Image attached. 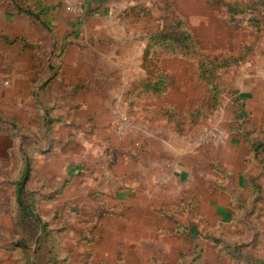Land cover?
<instances>
[{"label": "rangeland", "instance_id": "rangeland-1", "mask_svg": "<svg viewBox=\"0 0 264 264\" xmlns=\"http://www.w3.org/2000/svg\"><path fill=\"white\" fill-rule=\"evenodd\" d=\"M236 2L243 12L233 15ZM177 16L198 54L242 55L245 64L264 52V0H0V264H264V192L256 183L237 187L235 175L226 195L208 187L221 143L199 140L212 127L223 130L216 119L224 102L233 101L228 82L241 63L220 70L221 104L198 121L206 127L200 132L190 112L210 89L198 80L196 54L162 50L164 94L136 85L147 75L143 58L151 34L175 24ZM110 56H120L127 71L115 60L108 65ZM77 61L83 77L74 74ZM149 69L156 79L157 64ZM160 103L177 107L187 131L175 129V143L187 136L189 145V158L182 156L188 173L181 179L168 169L177 152L164 142L167 123L156 126L161 149H142L155 145L142 122ZM25 156L27 186L36 191L35 209L48 231L17 205L15 182ZM157 164L167 168L161 176L153 170ZM256 164L245 173L264 179ZM157 176L172 189L158 194ZM109 182L116 190L133 186L132 200L90 195ZM174 190L189 196L188 210L173 212ZM162 200L164 211L154 212Z\"/></svg>", "mask_w": 264, "mask_h": 264}, {"label": "crops", "instance_id": "crops-1", "mask_svg": "<svg viewBox=\"0 0 264 264\" xmlns=\"http://www.w3.org/2000/svg\"><path fill=\"white\" fill-rule=\"evenodd\" d=\"M13 1H17V0H13ZM99 1L103 2L105 0H99ZM19 7L21 11H25L26 13L31 14V11L29 9L26 10L21 6ZM75 24H77V22L76 23L71 22L72 26H74ZM16 40L17 39H14L10 43H15ZM66 55L67 53L61 55L60 56L61 60L65 59ZM110 57L111 58H105L106 59L105 61H107L106 63L108 65H109V60L111 62L115 60L119 63L118 65L119 70H122V72L127 71L124 65L125 62L121 59L120 56H115L117 58H112V56ZM144 60L145 58H143V63ZM105 65L103 64L102 67ZM74 67L78 71L75 72L74 74H77L79 77H83L86 75L80 73L81 61H77V64L75 63ZM102 70L104 69L102 68ZM109 70L112 71V68L107 67V71ZM102 73L103 72L101 71L99 74L102 75ZM228 84L230 85V91H231L229 98H231L233 101L230 102V100L228 99L227 103L224 102L223 106H221L219 109V113H221V115L216 119L218 124L223 128V131L226 136V140L224 144H221L217 147L218 150L216 151L215 155L219 157V161L216 168H214V166L210 168L213 174L211 175V180L209 182L211 186L208 185V187H213L212 190L216 189L220 192L221 195H226L230 175H235L237 187L239 188L247 187V186L250 187L256 183L257 185L260 186V189L264 192V179L258 178V176L255 175L248 176L246 174L250 170L254 169L255 167L254 161H256L257 163L256 166L258 168L260 166L261 171H264V52L260 50L259 53L255 54V58L253 60L248 62L246 61L245 64L241 63L240 66L236 67L233 70V75L230 81L228 82ZM75 87L79 88V86H75ZM111 108L112 106L109 109ZM156 108L158 111L159 104L156 106ZM230 108L234 110V113H230L229 118H227L225 116V113L227 109ZM164 122L167 123L168 124L167 127H170L171 129V132H169V136H168L169 141H166V139L164 141L168 145L167 149H169L170 152L172 151L177 152V158L168 161V165H169L168 169L169 172L171 173V178L181 179L186 176V173H188V164L185 163V159L182 158V156H187L189 158V145H186V142H188L187 141L188 139L186 140V138L188 137L187 136L184 137L185 140L182 144L180 145L176 144L175 138H177L176 137L177 135L175 134H177V131L175 130L176 128L170 122L165 121L164 119L163 120L157 119L154 116L144 118L142 125L147 127L149 131H152V133L147 134L148 137L153 136V140L158 142L159 146H157L155 142V145H153L151 148L150 147L148 148L149 150L146 149V147L144 148L143 147L144 145L142 146L143 147L142 149L145 152H149V151L156 152L157 150L161 149L160 141L164 139L161 135L156 134L157 133L156 126H158L159 124L161 126V124ZM203 122H198L196 127V132L197 131L200 132L206 128L203 127L204 126ZM171 127H173L174 129ZM201 142L199 143L201 144ZM196 148L197 147L193 146V150H196ZM206 148L207 145L205 146V150L207 152L208 149ZM227 157H229V159H227ZM157 165L158 166H154L153 170L155 173L158 172L161 176V173H163V169H167V168L160 164ZM74 168H76V170H73L74 172L76 171L80 172L81 170L80 166L75 165ZM34 177H35V173L32 170V179ZM167 180L165 178L162 179V177L159 176L154 178V182H155L154 185L155 188L158 190V194L161 193L165 194L168 189H172L171 184L167 183ZM106 182H108L107 177H106ZM132 187L133 186H130V184L126 183V185H124L122 189L116 190L113 187V185L111 186V183L109 182L105 185V189H101L97 187L95 189V192H91L90 195L93 196L97 194L101 196L102 195L106 196L107 194L113 193L115 194V197L118 198V200H120L123 203H128L130 200H132L131 199L132 195H134L133 190H131ZM59 195L60 194L58 193V196ZM55 196H57V194H55ZM172 196L174 200H172L168 204L171 205V207L173 206L172 209L174 213L182 210L184 211L186 208H187L186 210H188L189 205L187 203H189V196L182 193L178 194V191L176 190H174ZM181 198L184 199V201L186 202V204L184 203L185 204L184 209L181 207L179 208L178 206L179 205L178 201L179 199L181 201ZM213 202L214 201L210 202L209 200L208 203L212 204ZM166 204L167 203L165 200L159 201V204L154 203L153 211L154 212L164 211V207ZM165 212L167 213V211Z\"/></svg>", "mask_w": 264, "mask_h": 264}, {"label": "trees", "instance_id": "trees-1", "mask_svg": "<svg viewBox=\"0 0 264 264\" xmlns=\"http://www.w3.org/2000/svg\"><path fill=\"white\" fill-rule=\"evenodd\" d=\"M238 6L233 7V15L243 12L239 7L242 2H236ZM260 4H256L255 7H259ZM239 7V8H238ZM175 24L164 25L162 29L153 32L150 36L151 44L149 45L146 56L144 60V65L147 69L146 77L138 82L137 87H141L142 90L152 92L155 94H164L168 91L169 85H167V74L160 68V55L162 50H166L171 54H183L191 55L196 54L198 56L197 73L198 80L209 85V96L202 99L201 103H197L195 110L190 112L192 118V126L197 125L198 121L205 115L218 109L222 100V86L219 84V72L221 69L230 67L233 64L241 63L246 56H236L230 55L228 57H212L203 54H198L196 41L191 34L190 30L186 28V24L183 18L177 16L173 18ZM156 52V53H155ZM158 66L157 72L158 76L154 78L153 70L149 69V66ZM177 109L173 103H160L158 111L156 108V113L154 117L157 119H164L170 122L176 129H183L181 118L175 110ZM160 110V111H159ZM186 124V120L184 121ZM189 125V122L187 123ZM25 156L24 168L22 170L20 179L15 182L17 191V205L24 212L25 216L32 217L36 222L38 227L40 226L42 230H47V222L42 219V217L37 213L35 209V197L36 191L28 188V180L30 177V162ZM257 187L260 188L259 185ZM29 264V263H28Z\"/></svg>", "mask_w": 264, "mask_h": 264}, {"label": "built area", "instance_id": "built-area-1", "mask_svg": "<svg viewBox=\"0 0 264 264\" xmlns=\"http://www.w3.org/2000/svg\"><path fill=\"white\" fill-rule=\"evenodd\" d=\"M125 126H126V124L121 122L118 127L120 130H124ZM200 140L202 142L211 140L213 142L224 144L225 140H226V136H225L224 131L221 130V128L212 127L208 131L202 133Z\"/></svg>", "mask_w": 264, "mask_h": 264}]
</instances>
